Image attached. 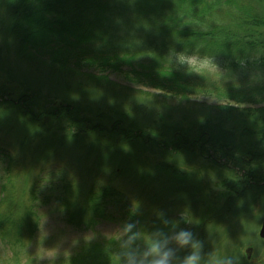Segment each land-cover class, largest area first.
I'll return each instance as SVG.
<instances>
[{"label":"trees","instance_id":"1","mask_svg":"<svg viewBox=\"0 0 264 264\" xmlns=\"http://www.w3.org/2000/svg\"><path fill=\"white\" fill-rule=\"evenodd\" d=\"M258 1L262 2L0 0V31L1 27L9 26L7 35L19 57L38 68L47 69L52 77L67 81L69 86L75 81L74 86L79 90L83 87L84 91L92 82L100 91L102 88L105 90L103 84H107L112 91L109 95L113 97L118 96L117 91L138 95L131 87L120 85L112 79V74H118L126 80L150 82V87L159 90V93L151 98H146L145 93L139 95L163 107H168L166 100L171 92L175 95L184 91L188 95L184 98L191 101L190 95L213 93L217 86V81L210 79L207 82L204 75L181 71L175 65L178 56L185 54L214 58L210 60L215 68L224 71L221 73L219 70L217 75L238 74L256 79V83L244 88L237 87L241 89L239 93L222 95L239 104L261 105L256 106L255 110H247L248 114H259L258 117H261L264 116V40L260 42L252 36V31L258 35L259 28L264 29V16L254 6ZM0 67L6 71L3 64ZM226 87L234 88L231 85ZM219 108L226 114L236 110L225 105ZM100 109H92L64 96L52 97L51 100L47 97L42 103L39 92L30 88L18 98L8 86H0V119L4 128L14 123L18 126H35L41 119L50 118L61 134L46 138L44 142L47 148L53 143L54 150L70 144L74 146L73 153L76 152L80 159L81 155L84 156L81 150L91 154L98 148L95 144L100 141L99 136L104 149L111 144V134L121 137L120 140L129 146L135 145V149L132 152L130 149L126 156L114 158L116 171L106 178L94 177L88 181V199L84 200L97 215L96 221L118 223L125 235L119 239L94 241L64 264H153L154 261L166 260L165 253L169 254L190 220L185 211L190 213L191 210L186 206L188 208L184 212H173L170 195H176V191L194 189L195 182L191 172L178 167L184 159L172 164L165 159L167 156L187 158L195 155L227 167L233 175L223 179L221 186L231 193L238 204L245 203L252 195H262L264 138L254 143L244 135L239 137L240 140L232 139L230 135L219 137L216 129L213 131L208 127L194 131L167 123L147 127L142 124L145 120L128 121L125 112L110 110L103 114ZM87 139H90L89 143L83 146ZM141 146L146 148L147 153L166 160L150 163L152 168L144 172L145 175H152L155 183H165L162 184L165 187L168 183L170 186L172 192L159 200L153 199V192L132 198L119 182L125 175L126 166H130L129 170L133 168L132 159L142 160L143 152L137 149ZM49 154L43 157L44 161H39L43 167L31 180L32 186L27 189L28 192L26 190L31 204L25 214L15 221L10 212L6 213L5 210L0 213V228L6 223L15 227L17 243H22L24 239L22 229L32 226L30 221L36 212V202L46 196L41 191L43 188L49 194L46 200L54 199L58 203L57 207L68 223L79 224L78 218L85 212L80 208L84 206L79 203L77 192H73L72 179L77 174L74 163L65 161L60 155ZM18 156L16 148L0 140V161L7 179L0 187V210L6 204V199L14 198L15 191L7 186H11V176L22 172V162ZM90 170L94 172L96 166H90ZM150 202L157 205L154 211L147 204ZM141 204H145L151 212L143 209ZM232 209L238 215V206L232 204L228 211ZM87 221L91 223L90 226L96 224L92 219ZM10 233L2 232L6 235L4 239ZM155 234L157 237H154ZM172 240L175 241L172 243ZM178 261L173 258L171 264L183 263L182 258ZM11 264L24 263L16 258Z\"/></svg>","mask_w":264,"mask_h":264},{"label":"rangeland","instance_id":"2","mask_svg":"<svg viewBox=\"0 0 264 264\" xmlns=\"http://www.w3.org/2000/svg\"><path fill=\"white\" fill-rule=\"evenodd\" d=\"M254 6L264 16V0L258 1L256 5L254 3ZM8 30L9 26L6 25L1 27L0 31V62L5 66L3 68H6V71H3L0 67V86H8L15 97L19 98L20 95L26 94L30 88L39 92L42 103L47 97L51 100L52 97L64 96L73 102L78 101L88 105L92 109L101 108L103 114H107L110 110L125 112L128 114V121L133 119L145 120L146 122H142V124L147 127L163 123L177 125L178 128H191L193 131L201 127H208L213 131L216 129L219 137L225 138L230 135L232 139L240 140L239 137L244 135L254 143L258 140L262 141L264 138V116L258 117L259 114L247 113L248 109L255 110L256 106L261 105L239 104L222 95V93H239L241 89L237 87L244 88L249 84L256 83V79L238 74L219 76L217 75L219 70L221 73L224 71L215 68L213 61L210 60L214 58L185 54L178 56L175 65L181 71L190 72L193 75H204L207 82L210 79L217 81V86L213 93L201 92L198 93L199 95H190L191 101L184 98L188 96L184 91L175 95L171 92L168 94L170 101L169 99L166 100L168 107H163L143 99L139 95L145 93L146 98H151L154 94L159 93V90L150 87V82L138 83L129 79L126 80L118 74H112V79L120 85L131 87L138 95L126 91L125 93L117 91L118 96L113 97L109 95L112 91L107 88V84H103L105 90L102 88L100 91L92 82H89L84 91L83 87L81 91L74 86L75 81H72L69 86L67 81L52 77L47 69L38 68L36 65L22 60L13 43H11V39L8 38ZM256 35L257 33L252 31V36L262 42L264 29L259 28L258 35ZM227 85L234 88L226 87ZM54 92L61 95H56ZM86 94H88L87 97H85ZM221 105L235 107L236 110H233L231 114H226L219 108ZM99 131L106 133L101 129ZM52 134L60 136L61 132L50 122V118L41 119L35 126L32 124L18 126L14 123L5 128L0 119V140L17 149L18 160L22 162L23 167L21 173H15L13 177L11 176L13 181H11V186L7 187H12L15 191L14 198L5 200L6 204L2 206L0 213L5 210L6 213L10 212L15 221L25 214L26 208L31 204L27 196V189L32 186L30 185L31 180L42 169L43 165L39 161L42 159L44 161L43 157H48L46 153L57 157L60 155L65 161L74 163L77 174L75 173L72 179L75 190L73 192H77L75 194L78 196L79 203L84 206L80 208L85 212L78 218L79 224L68 223L57 207L58 203L54 199L46 200L49 194L46 192V188H43L41 191L46 193V196L36 202V212L30 221L32 226L22 229L24 232L22 243L16 242L15 227L13 228L6 223L4 227L0 228V264H11L13 261L15 262L16 258L24 264L26 262L32 264H64L85 247L93 244L94 241L108 238L119 239L125 235L122 226L118 223L96 221L97 215L92 212L90 205L86 204L84 200L88 199L90 186L88 181L94 177L106 178L116 171L114 158L126 156L130 149V152L135 149V145L130 144L129 146L128 143L120 140L121 137L111 134V144L107 149L106 147L104 149L101 145L103 140L99 136L100 141L95 145L103 149L96 148L91 154L83 152L84 156L81 155L82 158L78 159L79 156L76 152L73 153V145L68 144L65 148L61 147L54 150L53 143L50 148H47L44 141ZM94 137L96 136L94 135ZM89 141L90 139H87L82 145L86 146ZM140 149L145 150L142 154V160L132 159L134 161L133 168L129 170L130 166L127 165L125 175L119 179L120 184L130 193L132 198L143 196L146 192H153V199L159 200L172 192L170 186L167 185L168 183L165 187L162 185L165 183H155L152 175L144 174L145 170L150 171L152 168L150 163L155 164L158 161L167 160L173 164L184 159L186 162H180L178 167L194 175V189L188 192L176 191V195L173 193L170 195V205L173 207V212H184L183 210L188 207L191 210L190 213L185 211L190 219L186 224V232L183 231L185 233H182L174 243L175 245L169 254L166 252L164 255L166 260L163 261L166 264H171L173 258L176 262L182 258V264H264V240L259 237L262 216L264 217V188L262 186H260L263 190L262 195H252L245 203L238 204L237 200L230 195L231 193L224 189L223 185L221 186L223 179L233 175L224 165L195 155L187 158L179 155L178 157L167 156L165 160L158 155L147 153L145 147L141 146ZM36 156L40 159L37 160ZM92 165L96 166L94 172L90 170ZM79 166L80 169H78ZM2 171L0 161V187L6 182L3 180V177L6 176L5 172ZM147 204L153 208V211L154 207L157 206L151 202ZM232 204L238 206V215L234 213L233 209L228 211ZM140 206L151 212L145 204ZM87 219L96 221V224L90 226L91 223ZM6 231L11 233L4 239L6 235H3L2 232ZM154 237H157V234ZM17 252L19 255L16 256Z\"/></svg>","mask_w":264,"mask_h":264},{"label":"clouds","instance_id":"3","mask_svg":"<svg viewBox=\"0 0 264 264\" xmlns=\"http://www.w3.org/2000/svg\"><path fill=\"white\" fill-rule=\"evenodd\" d=\"M153 264H166V262L163 260H160V261H154Z\"/></svg>","mask_w":264,"mask_h":264},{"label":"water","instance_id":"4","mask_svg":"<svg viewBox=\"0 0 264 264\" xmlns=\"http://www.w3.org/2000/svg\"><path fill=\"white\" fill-rule=\"evenodd\" d=\"M260 236L262 238H264V222H263V226H262V229H261V232H260Z\"/></svg>","mask_w":264,"mask_h":264},{"label":"bare ground","instance_id":"5","mask_svg":"<svg viewBox=\"0 0 264 264\" xmlns=\"http://www.w3.org/2000/svg\"><path fill=\"white\" fill-rule=\"evenodd\" d=\"M138 150H141L140 147L137 148ZM81 152H85V150H81ZM144 152V151H142ZM150 163V161H148Z\"/></svg>","mask_w":264,"mask_h":264}]
</instances>
